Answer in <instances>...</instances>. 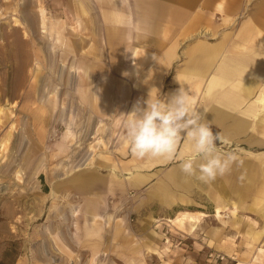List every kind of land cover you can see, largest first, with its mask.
<instances>
[{
  "label": "rangeland",
  "instance_id": "374dc122",
  "mask_svg": "<svg viewBox=\"0 0 264 264\" xmlns=\"http://www.w3.org/2000/svg\"><path fill=\"white\" fill-rule=\"evenodd\" d=\"M50 1L0 0V264H236L242 253L248 258L264 248V217L258 211L264 210V147L254 142L262 132L217 142L242 163L212 183L186 177L177 159L142 167L154 174L153 181L131 187L130 178L142 171L135 168L123 123L137 103L134 93L144 89L135 80L143 79L131 77L129 69L125 75L106 67L98 16L94 22L85 14L62 16ZM121 33L109 31L108 42L121 45ZM203 34L196 38L205 39ZM88 44L97 53L91 56L92 85L86 86L79 83V71ZM144 71L138 68L139 75ZM40 118L44 125L37 126ZM123 162H129L127 169ZM91 172L98 179L91 191L96 187L98 196L72 187L74 174ZM111 185H122L123 191L108 195ZM91 200L96 205L90 215ZM229 201L240 208L234 216L224 210V228L212 236L210 229L222 226L215 207ZM100 207L103 212H96ZM178 211L208 216L194 231L160 219ZM147 225L157 233L153 241ZM90 228L96 235H88ZM249 232L262 233L246 239ZM166 236L172 246L164 243ZM210 252L224 258L215 260Z\"/></svg>",
  "mask_w": 264,
  "mask_h": 264
},
{
  "label": "crops",
  "instance_id": "0c3cea01",
  "mask_svg": "<svg viewBox=\"0 0 264 264\" xmlns=\"http://www.w3.org/2000/svg\"><path fill=\"white\" fill-rule=\"evenodd\" d=\"M50 4L54 12L62 16L72 14L81 19L85 14L89 22H94L98 16L105 35L99 52L106 54L105 59L109 61L106 67L120 69L123 73L129 69L131 77L143 79L140 82L135 80L144 89L134 93L131 100L144 102L149 97L164 100L183 85L194 105L219 133V142L247 134L255 138L258 132H262L260 139L254 142L264 147V0H51ZM114 30L122 32L121 45L108 42L109 31ZM71 32L73 36L77 35L72 25ZM202 32L207 34L203 36L205 39H197L196 34ZM94 52L95 49L93 51L92 45L88 44L82 57V72L72 64L74 73L79 71L82 75L83 80L79 83L86 86L92 85L94 61L91 56ZM138 68L145 71L139 75ZM104 83L108 85L106 81ZM165 84H168L167 91ZM85 93L89 102L92 101L89 88ZM190 155H193L190 143L182 141L178 146V157ZM132 159L136 170L142 171L138 178L129 180L134 188L153 181L154 174L144 172L142 167L150 169L168 161L162 158ZM128 163L123 162L121 167L127 169ZM97 180L93 172L79 175L72 187L87 194L92 192ZM116 187L108 186L106 193L123 191L122 185ZM93 192L98 196L96 187ZM148 199L152 201L150 197ZM95 201L101 203V199ZM91 202L87 205L90 215L96 205L93 200ZM169 205L174 203L171 201ZM239 208L235 201L217 205L214 218L222 226L212 227L210 234H221L226 223L221 221L226 217L222 214L224 210L234 216ZM101 209L96 212L102 213ZM258 211L259 216L264 217V210ZM207 216L203 212L178 211L172 217L160 219L172 227L188 224L194 231ZM101 218L106 220L103 216ZM235 224L238 225L237 220ZM147 228V238L153 241L157 233L152 226L147 225ZM95 233L92 228L88 231L90 236ZM261 233H246V239H258ZM152 251L161 255L160 250ZM246 255L242 253L236 264L264 262V248H258L257 253L248 258Z\"/></svg>",
  "mask_w": 264,
  "mask_h": 264
},
{
  "label": "clouds",
  "instance_id": "9594fccd",
  "mask_svg": "<svg viewBox=\"0 0 264 264\" xmlns=\"http://www.w3.org/2000/svg\"><path fill=\"white\" fill-rule=\"evenodd\" d=\"M124 116L128 149L137 159H179L180 171L186 177L205 184L223 177L230 173L233 165L242 163L236 153L218 146L219 133L213 132L210 122L194 105L183 85L164 100L149 97L143 105L137 101ZM182 141L190 143L193 155L178 157Z\"/></svg>",
  "mask_w": 264,
  "mask_h": 264
},
{
  "label": "bare ground",
  "instance_id": "6f19581e",
  "mask_svg": "<svg viewBox=\"0 0 264 264\" xmlns=\"http://www.w3.org/2000/svg\"><path fill=\"white\" fill-rule=\"evenodd\" d=\"M44 17L42 18V22H43V25H44ZM9 83V82H8ZM3 92V91H2ZM1 95V94H0ZM6 95H8L7 97H8V99L10 98V96H12V92H11V90H10V85H8V88L6 89ZM3 113V111H2V109H0V116H1V114ZM38 118V117H37ZM40 119H42V118H40ZM36 123V125L38 126V125H40V126H42V125H44V120L42 119V120H40V121H37V122H35ZM4 168V167H3ZM79 177V175L78 174H74L73 176H72V181L74 180V178H78Z\"/></svg>",
  "mask_w": 264,
  "mask_h": 264
},
{
  "label": "built area",
  "instance_id": "2783aa9c",
  "mask_svg": "<svg viewBox=\"0 0 264 264\" xmlns=\"http://www.w3.org/2000/svg\"><path fill=\"white\" fill-rule=\"evenodd\" d=\"M164 243H166V244H170L171 246H172V244H171V242H170V237H165L164 239ZM179 242V241H178ZM209 257H211V258H215V260H217V259H223L224 258V256H220L219 254H215V253H213V252H210L209 254Z\"/></svg>",
  "mask_w": 264,
  "mask_h": 264
}]
</instances>
